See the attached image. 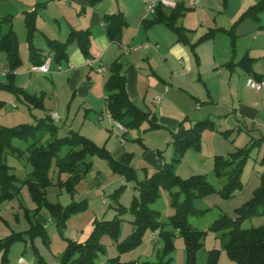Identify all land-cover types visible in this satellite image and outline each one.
I'll return each mask as SVG.
<instances>
[{"label":"rangeland","instance_id":"374dc122","mask_svg":"<svg viewBox=\"0 0 264 264\" xmlns=\"http://www.w3.org/2000/svg\"><path fill=\"white\" fill-rule=\"evenodd\" d=\"M108 1L113 5L116 4L115 0ZM133 1L135 3L134 7ZM145 1L148 4H145ZM151 1L122 0L124 6L131 11V15L129 14L127 17L129 25L125 30L123 42L128 39L131 41L137 30H140L139 33L142 38L144 37L143 40L149 37L153 43L158 41L162 47V51L155 58V67H162L166 73L174 69L175 75H179L182 71H185L186 74L183 78L196 84L201 90L204 87L198 80L199 76L203 81H207L216 90V93L218 92V72H222V74L227 73L226 69L221 66V59L224 58L226 51H228V58L230 57V47L233 46L231 34L234 25V35L237 40L236 46H242L238 41L241 42L242 38L245 41L249 40L250 35H255L253 46H264L263 28H259L258 24L253 23V21L247 18L244 19V24L237 23L246 11H239L242 0H227L226 3L225 0H185L186 7L193 9L187 12L186 16L180 18L177 24L184 25L191 30L187 33L188 44L178 42L176 35L164 24H158L146 33L141 26L139 27L138 18L134 20L137 7L142 6L143 3L145 6H148ZM50 2L51 0H0V27L1 20L4 18L10 20L9 24L12 23L13 29L18 36L19 53L22 59L13 83L15 86L22 87L39 98L38 101L31 102L25 99L23 95L16 94L12 90L0 89V100L5 102L4 106L0 107V127H15L22 124L36 125L39 120L46 118L47 115L57 113L60 120L56 121L58 130L55 137H64L70 131H77L93 140L99 146L106 147L109 151L110 149L112 151L115 150L120 144H127L129 151L134 154L132 165L137 179L129 180L123 175L114 173L106 160L93 156L89 158L92 168L76 184V194L72 196L65 188L56 185L57 175L54 172V168H52L50 177L54 179V184L48 188V200L54 204L59 203L64 208L74 202H81L82 205H85V208L71 212L61 224L54 221L46 208H42L40 212H44L52 220V222H47L42 216L39 218L44 222V227L47 231L46 239L43 236H37L32 240L30 235L25 233L31 227L30 218L35 221L33 214H35V208L38 206L33 200L28 187H24L14 199L0 201V240L17 233H23L26 239V241H15L12 244L9 251V261L5 264H21L20 259H24L28 264H38V259H41L43 264H62L63 255L68 249L70 241L84 243L93 230L95 223L114 219L118 213L117 207L120 204L130 208L134 199L140 198L141 192L137 187L139 182L151 177L156 171L150 160V156L148 158L147 154L143 153L144 151H148L147 148L155 150L159 148L162 151L159 153L161 155L160 158L165 163H170L174 156L173 147L168 144L172 140L171 138H173L170 135L171 130L168 128L169 126L162 124V129L150 130L148 128L149 124L146 122L141 126L140 130L128 129L125 138L121 140V135L119 136L121 133L117 132L107 121L100 122L97 118V112L94 110L87 111L89 110V106L81 93L84 83L82 82L81 84L80 81L77 92H74L75 89L68 82V77L70 76L68 70L64 68L63 73L60 74L56 71L55 65H53L51 72L47 74L35 71L32 73L26 72V70H31L34 67L31 59L33 48L38 49V47H41L42 50L40 52L45 55L50 51L49 43L42 33V31L49 33L50 26L43 23V21H39L38 27L41 31L37 30L31 38L32 40H29L26 15L35 11L36 6L43 3L47 4L46 7L51 12L55 5L54 3L51 5ZM46 7L40 8V10ZM68 10L65 8L63 10L68 17V22L62 21L63 29H65V26L75 28L81 26L83 19L79 18V15L76 13L69 14ZM195 10L196 12H194ZM148 14L146 12L145 17H151ZM9 24L4 25L9 26ZM83 25L84 27L87 26V24ZM254 26L257 29L252 33L251 31ZM217 27H224L226 30L231 31L219 33L214 40L199 45L202 46V60L200 61L204 66L203 70L202 68L199 69L191 53L190 45L197 42L200 36L207 32L209 28ZM237 27L239 29L236 32ZM4 31H6V28ZM243 32L246 33V36L242 37ZM258 32H261V35H258ZM62 38L64 39L65 35ZM172 46H180L187 50L191 58L192 68L188 66V63L185 65V69L179 65L181 60L183 62L186 61L184 55L172 53L173 55L171 56H165L163 54L164 48L168 49ZM215 50L217 51L218 58L217 68L214 67L211 61ZM240 58L239 54L238 59ZM261 60H264V58ZM6 64L7 54L0 50V82L9 84L11 81L5 75L7 71ZM142 67L144 68V66ZM145 69L144 95H147V99L142 101V105H144L143 109L147 111L153 97L158 94L163 99L164 94L158 88V84H161L160 81L150 74L149 68L145 66ZM245 81L248 82L246 79ZM223 88L226 101H232L233 99L235 101V91L229 89V86L226 85H223ZM250 92L255 100H264V92L255 89L250 90ZM94 97L96 110L101 109L105 102V92H101L99 95L95 93ZM170 99L173 102L169 105L168 109L172 110L175 107H180L173 97ZM14 104L17 107H13ZM227 105L229 104L226 102L210 103L208 105L207 110L213 115H211L210 119L215 122L216 130H206L201 136V149L198 151L194 149L188 150L176 166V174L181 179L186 180L192 176L203 175L206 176L208 183L213 187V190L208 195L194 199V207L200 211H204V214L191 215L188 219L194 228L206 233L203 238V244L196 253L198 264H207L209 254L213 250L220 251L219 264H235L231 261L225 250L226 240L223 237V231L215 232L211 230V227L215 221L224 215L233 220L238 218L240 215L239 208L243 207L253 198L255 190L261 184L262 174L264 173V117L260 116L251 121L237 117L240 122L236 125L237 122L234 117L230 121L226 119L227 115L225 113L227 109L225 107ZM226 131H229V133L223 134ZM139 136L143 138V142L147 145L146 150H144L143 142L135 140ZM50 137L49 134H46L44 141ZM251 140L253 144L250 145L249 156L242 167L240 176L242 188L230 191L226 188L229 180L228 177L218 176L214 171L215 156L229 158L235 151L247 146ZM31 142L32 140L28 142L15 140L14 145L22 150H26ZM66 151V149H63L60 152V156L65 155ZM154 158L157 157L155 156ZM7 163L12 167V172L22 179L32 171V167L24 158H19L14 154L7 156ZM94 175H97V180L103 183L101 188L100 186L95 189L89 187L88 182ZM65 178H67V175L63 176L64 180ZM178 190L179 188L177 187L172 188V191L162 188L160 195L149 204L151 210L159 212V220L164 224H168L170 218L176 213L172 205V193ZM121 217L123 220L118 238L120 242H123L133 232L131 221L134 220V216L128 212ZM263 225L264 214L246 217L241 223L242 228ZM167 230L173 231L175 238L171 261H168V258L166 262H169L168 264H186L187 248L184 239L181 237L179 231L172 226L168 225ZM153 234L154 232L149 230L144 235L140 246L123 253H120L117 243L110 236L105 235L102 239V244L106 251L98 254L95 264L108 263L109 259L117 256H120L122 263L136 261L143 264H159L160 251L163 250L164 240L160 237L159 233L154 239L152 237ZM142 252H145L144 256ZM1 259L2 253L0 252V264L2 263Z\"/></svg>","mask_w":264,"mask_h":264},{"label":"trees","instance_id":"16d2710c","mask_svg":"<svg viewBox=\"0 0 264 264\" xmlns=\"http://www.w3.org/2000/svg\"><path fill=\"white\" fill-rule=\"evenodd\" d=\"M102 0H91L92 5H96ZM47 4H39L35 11L26 15V25L28 28V39L34 36L37 31V19L40 8L46 7ZM185 6L179 2L176 6L170 8L165 7L158 2L154 14V18L146 21L145 25L152 26L156 23H167L178 38V42L189 43L187 30L184 26L177 25V21L186 14ZM264 12V0L251 6L244 12L239 21L246 18H253L256 21L260 19V14ZM238 21V22H239ZM106 33L112 43H119L124 33L125 27L128 25L123 13H115L104 16ZM10 20L4 18L1 20V26L9 24ZM234 27L232 28V48L235 52L237 40L234 35ZM230 32L221 28L210 30L203 35L197 43L191 44L192 49L201 42L213 39L217 32ZM91 29L72 30L66 42L57 40H49L50 52L53 55V61L62 64L68 61V47L76 42L84 56L88 59L92 58L91 54ZM0 50L7 54V71L5 75L11 83L4 84L0 82V89L12 90L16 94H21L31 102H36L39 98L24 88L15 86L13 80L17 75L22 59L19 53L18 36L13 29L12 23L7 26L6 31L0 30ZM31 59L33 64L43 65L46 58L39 49L33 48L31 51ZM253 58L245 57L238 64L228 63V67L234 65L241 66L247 73L254 76ZM260 81V80H258ZM107 93L105 102L106 110L112 118L122 123L127 129H139L141 126L149 122V129H159L160 125L156 122V117L150 113H146L139 109L132 101L128 88L124 67L120 59L112 63L109 68V75L104 84ZM4 101L0 100V107H3ZM58 127L54 123L53 117L47 115L46 118L39 120L36 125L22 124L15 127H0V201L14 199L20 194L24 187H28L33 200L38 204L35 208V221L30 218L31 227L25 231L33 240L34 237L43 236L47 238L45 227L36 220V215L42 208H46L54 221L61 224L71 212L85 208L81 202H74L64 208L59 203H51L47 198L48 188L54 184V179L50 177V172L54 168L57 175L56 185L65 188L72 196H75V186L92 168L89 158L93 156L106 160L114 173L125 176L129 180H136L135 169L132 165L133 155L127 153L120 161L114 159L110 151L99 146L90 138L82 135L77 131H70L64 137H55ZM206 130H216V124L211 119H203L191 127L186 128L184 122L180 124L178 130L172 133L171 145L174 150V156L170 163L165 165L153 173L151 177L140 181L138 188L141 192L140 198H135L130 208L120 204L117 207V215L112 220H103L95 223L93 230L84 243L70 241L68 249L63 255L62 264H95L99 253H104L105 247L102 239L105 235L110 236L117 243L120 253L132 250L140 246L143 237L149 230L159 231L160 237L164 240L163 250L160 251L159 264H168L166 260L171 261V254L174 251L175 233L167 230L170 225L179 231L184 239L187 248L186 264H198L196 253L203 244L205 236L204 231L197 230L189 222V216L202 215L204 211H200L194 207V199L208 195L213 187L208 183L206 176H192L189 179H181L176 174V166L186 152L190 149H201V136ZM127 133V132H126ZM229 131L223 132L228 134ZM46 134L51 137L44 141ZM15 140L28 142L32 140L30 146L26 150H22L14 145ZM142 143L141 139H138ZM252 141V140H251ZM235 151L231 157L215 156L214 171L218 176H227V189L233 191L236 188H242L240 180L242 167L245 164L250 151V145ZM260 142V141H259ZM66 149V154L60 156V152ZM160 153V152H159ZM9 154L17 155L24 158L32 167V171L26 175L24 179L18 177L12 172V167L7 163ZM67 175L65 180L63 176ZM177 187L179 190L172 193V205L176 213L170 218L168 224H164L159 220V212L149 208L150 202L154 201L159 195L162 188L172 191ZM183 198V200H182ZM240 215L236 220L222 216L215 221L211 230L222 232L226 240L225 250L235 264H264V225L252 228H242L241 223L246 217L264 214V173L262 174L261 184L255 190L253 198L243 207L239 208ZM130 212L134 216L132 234L123 242L119 241L120 227L124 214ZM25 240L23 233L11 235L0 240V252L2 253L1 264L9 261V251L15 241ZM37 250V249H35ZM37 253V252H36ZM38 254V253H37ZM220 251L213 250L209 254L207 264H219ZM38 264H43L38 259ZM105 264H143L132 261L122 263L120 256L109 259Z\"/></svg>","mask_w":264,"mask_h":264},{"label":"crops","instance_id":"0c3cea01","mask_svg":"<svg viewBox=\"0 0 264 264\" xmlns=\"http://www.w3.org/2000/svg\"><path fill=\"white\" fill-rule=\"evenodd\" d=\"M259 1L261 0H242L240 5L241 7L239 6V11L240 12L241 10L247 11L251 6L257 4ZM115 2L116 4L113 5L108 0H102L98 4L92 5L91 0H51L50 4L52 5L54 3L55 7L51 10V12L47 7L45 9L40 10L37 19V30L41 31V29L38 27L39 26L38 23L39 21L41 22L43 21V23L50 26V31H49L50 34L48 32L45 33L44 31H42L43 36L46 38L47 41L57 40L60 42H66L72 30L91 29L92 38H91L90 51L92 54L91 60H93L94 63L92 65L88 64V60L90 59L84 56L78 44L74 42L68 47V61L62 64H57L53 61L52 58L53 55L51 54L50 51L46 55L43 54L44 58L51 59L50 71L47 73L51 72L53 65H55V67L57 68L56 71L59 72L60 74L63 73L64 68L68 70V74L70 75L68 77V82L71 84L72 88L75 89L74 92H77L80 85L79 84L80 81L81 84L83 82L84 84L81 93L82 96H84V98L86 99V102L89 106V110L87 111L94 110L95 112H97L98 113L97 118L100 120V122L107 121L108 124H110L113 128H115V130H117V132L121 133L119 134V136L121 135V140L125 138L126 134L128 133V129L126 133L121 129H119L114 124V122L110 118V114L106 110V102H104V99H103L104 102L103 107L98 110H96L97 107H95L96 105L94 101L95 93L96 95H99L101 92H105L104 98L106 99L107 93L105 91L104 84L106 78L109 75L110 66L117 59H120V61L123 64L124 73L126 75V80H127L128 92L134 104L142 111L146 113H150L152 116L156 117V122L160 125V128L154 130L162 129L163 127L162 124H165V126H169L168 128L171 130L170 135L172 136V133L178 130L182 121L184 122V126L186 128H191L196 124V122L200 120L208 119V118L210 119L212 113L207 110V107L210 103L212 104L225 103V102L228 103L229 105L225 107V109H227L225 113L227 115L226 119L227 121H230L231 118L234 117L235 121L237 122L236 125H238L240 122L237 117H241L242 119L249 121L255 120L257 117L260 116L264 117V100L263 101L255 100L252 97V93L250 92V90H253L255 88L249 86L248 82L245 81V79L248 80L250 77L256 80L264 81V60H261L264 58V46H253L255 35H250L249 40L245 41V39L242 38L241 42L238 41V43H240V45L242 46H236L235 52L231 46L230 47L231 54L229 58H228L229 56L228 51L225 52L224 58L221 59L222 60L221 66H223L224 69H226L227 73L222 74V72H218L219 85L216 84L218 87V92L216 93V90H214V88L211 87V85L208 84L207 81H203L202 78L199 76L198 80L202 83L204 87V89L201 90L196 84L192 83L191 81L189 82L183 78V76L186 74L185 71H182L179 75H175L174 69H171L166 73L162 67H155V58L156 56L160 55L162 51L161 49L162 47L160 46L158 41L153 43L149 37H147L146 40H143L144 37L142 38L140 36L139 33L140 30L139 31L137 30V32L134 33V36L132 37L131 41L128 39L125 42H123L125 30L129 25L127 17L129 14L131 15V11L130 9L124 6L122 0H115ZM159 2L162 3L165 7H170V8L176 6L177 3L181 2L187 9L186 14L187 12H190L193 9V8L191 9V7L190 8L186 7L185 0H159ZM226 2L227 0H225V3ZM145 4L148 3L145 1ZM134 6L135 3L133 1V7ZM64 8L69 9L67 11L69 14L76 13L79 15V18L83 19L81 25L82 27L79 26L75 28V27L65 26V29H63L62 21L65 20L66 22H68V17L66 16V12L63 11ZM147 9L148 6H145L143 3L142 6L137 7V13L134 14L136 16L134 20L138 18L137 22H139V27L141 26L145 33L150 31L154 26L158 24H164L173 32V30L167 25V23H156L152 26L145 25L146 21H150L154 18V14L151 13L148 14ZM120 12L124 14L128 25L124 29V33L121 38V41L119 43H112L109 40L106 33L104 16L120 13ZM146 12L148 15H151V17H145ZM194 12H196V10ZM186 14L184 16H186ZM259 16L260 19L258 21H256L253 18H247V19L253 21V23L255 24H258L259 28L264 29V12L261 13ZM241 21L239 22L244 24L243 22L244 19ZM239 22L237 21V23ZM83 24H87V26L84 27ZM184 27L187 30L191 31L186 26ZM5 28L7 30V25H2L0 27L2 31H4ZM218 28L226 30L224 27L209 28L208 31L205 32L203 35L208 33L210 30L218 29ZM237 29H239V27L236 28V32ZM256 29H257L256 26H254L251 32L254 33ZM219 33H223V31L222 30L218 31L216 36ZM245 34L246 33L243 32L242 37L246 36ZM63 35H65L64 39L62 38ZM203 35H201L200 38ZM258 35H261V32H258ZM216 36L213 39L198 43L193 49L191 47V53L194 56L195 63L199 69L202 68L203 70L204 67L200 61L202 60V55H201L202 46L199 45H202L207 41L214 40ZM38 49L42 50L41 47H38ZM172 53L175 55L176 54L184 55L186 57V61L183 62L181 60L179 62V65H181L184 69L187 63L188 66L192 68L191 58L186 49L181 48L180 46H172L171 48L168 49L164 48L163 54L165 56L167 55L171 56L173 55ZM239 54L241 56L240 59H238ZM245 57H250L254 59L253 61L254 76L247 73L239 65H234L233 67L227 66V64L231 62L234 64H238ZM211 61L213 62L212 64H214V67L217 68L218 58H217L216 50L214 51L211 57ZM142 66H144V68ZM145 66L149 68L150 74L156 77L160 81L161 84H158L159 85L158 88L160 89V92H163L162 94H164L163 99L162 96L156 94L153 97V99L150 101L149 103L150 105L147 111L143 109L144 105H142V101H145L147 99V95H144V90H145L144 86L146 81V77L144 76ZM60 67H62V71L59 70ZM26 72L32 73L31 71H27V70ZM39 73H43V72H39ZM223 85L229 86V89L235 91V99H236L235 101L234 99L232 101L230 100L226 101V98L223 94V90H224ZM257 91L264 92V90H257ZM157 96L160 97L159 103L156 102ZM169 96H171L170 98L173 97L180 107H175V109L172 110L168 109L169 105L173 102L169 98ZM54 114L57 113H51L50 116L52 117ZM59 120L60 117L58 120H54V123L56 124V121ZM147 123L149 124V122ZM138 130H140V128ZM138 139H141L143 142L142 137L139 136L138 138H135V140L137 141ZM171 142L172 140L168 144L171 145ZM143 146H144V150H146L145 148H147L146 147L147 145L145 144V142H143ZM147 149L148 151H144L143 153L145 155L147 154L146 156H148V158L150 156V160L153 163L156 171L161 169L165 165V162H162L160 158L161 155L159 154V152L162 151L159 148H156V150L149 148ZM110 153L112 154L114 159L118 161H120L127 153L132 154L134 159V154L129 151V147L127 146V144H120L113 151L110 149ZM155 156L157 158H154ZM97 179H98L97 175H94L92 176V178H90V181L88 182L90 188L95 189L97 187L99 188V186L101 188L103 183ZM40 216H42L44 220H47V222L49 221L52 222V220H50L51 218H48L47 214H44V212L41 211L36 215V220L40 222L43 226H44V222L41 221V219H39ZM158 233L159 231H155L152 237L155 239ZM144 253L145 252H142L143 256ZM22 261L23 263L21 262L20 259L21 264H28L24 259H22Z\"/></svg>","mask_w":264,"mask_h":264},{"label":"built area","instance_id":"2783aa9c","mask_svg":"<svg viewBox=\"0 0 264 264\" xmlns=\"http://www.w3.org/2000/svg\"><path fill=\"white\" fill-rule=\"evenodd\" d=\"M159 0H152L151 3L148 5V13L153 14L155 12V8L158 4ZM50 63H51V59L48 58L46 59V62L43 65H36L34 67L31 68V70H27V71H31V72H43V73H47L50 71ZM94 63L93 60H88V64L92 65ZM60 71H62V67L59 68ZM248 85L251 86L252 88H255L257 90H264V81H258L252 77H250L248 79ZM156 102L159 103L160 102V97L157 96L156 97ZM13 107H17L15 104L13 105ZM54 120H58L59 117L57 114H54L53 116ZM110 118L112 119V121L114 122V124L121 129L124 132H127V128L120 122L115 121L112 116L110 115ZM21 262L23 263L22 259Z\"/></svg>","mask_w":264,"mask_h":264}]
</instances>
